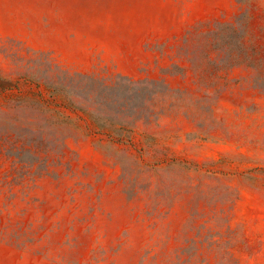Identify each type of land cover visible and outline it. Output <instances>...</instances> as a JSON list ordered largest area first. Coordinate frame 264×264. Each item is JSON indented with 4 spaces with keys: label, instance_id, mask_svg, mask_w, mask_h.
<instances>
[{
    "label": "rangeland",
    "instance_id": "1",
    "mask_svg": "<svg viewBox=\"0 0 264 264\" xmlns=\"http://www.w3.org/2000/svg\"><path fill=\"white\" fill-rule=\"evenodd\" d=\"M0 264H264V0H0Z\"/></svg>",
    "mask_w": 264,
    "mask_h": 264
}]
</instances>
